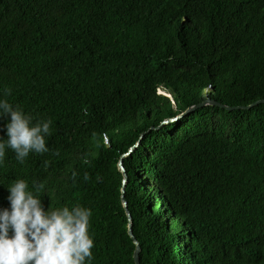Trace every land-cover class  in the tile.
<instances>
[{
	"label": "trees",
	"instance_id": "obj_1",
	"mask_svg": "<svg viewBox=\"0 0 264 264\" xmlns=\"http://www.w3.org/2000/svg\"><path fill=\"white\" fill-rule=\"evenodd\" d=\"M5 87L52 125L6 151L0 207L43 182L45 208H91L92 264H134L124 188L140 264H264V104L160 125L264 99V0H0Z\"/></svg>",
	"mask_w": 264,
	"mask_h": 264
},
{
	"label": "clouds",
	"instance_id": "obj_2",
	"mask_svg": "<svg viewBox=\"0 0 264 264\" xmlns=\"http://www.w3.org/2000/svg\"><path fill=\"white\" fill-rule=\"evenodd\" d=\"M10 95L7 87L0 92V118H7L5 135L0 136V166L7 150L21 165L30 153L49 151L46 137L51 135L52 120H34L9 103L5 97ZM75 176L73 171L71 178ZM6 189L8 206L0 207V264H92L91 208L80 204L45 208L43 182L33 181L30 189L27 180L17 179Z\"/></svg>",
	"mask_w": 264,
	"mask_h": 264
},
{
	"label": "water",
	"instance_id": "obj_3",
	"mask_svg": "<svg viewBox=\"0 0 264 264\" xmlns=\"http://www.w3.org/2000/svg\"><path fill=\"white\" fill-rule=\"evenodd\" d=\"M258 104H264V99H261V100H257L255 102H253L252 104L250 105H247V106H237V107H229V106H226V105H223V104H220L214 100H209V99H205L203 102L201 103H198L196 105H193V106H190L188 107L184 112H182L181 114L173 117V118H169V119H165L164 121L161 122L160 125H164V124H168L170 122H174L178 119H180L182 116L198 109V108H201L202 106H205V105H215V106H218L220 108H223L227 111H234V110H241V109H249L253 106H256ZM138 144V143H137ZM136 146V145H135ZM134 146V147H135ZM132 149L129 150L128 153L131 152ZM127 153V154H128ZM126 155V154H125ZM123 155L121 157V159L125 156ZM118 166V170L122 173V176H123V179H122V186L124 187V185L126 184V180H127V176H126V173H125V170L122 166V163H121V160L118 162L117 164ZM124 188L121 189V203H122V206H123V209H124V212H125V215H126V218H127V233H128V236L130 237V239L132 240L135 248H134V251H133V262L134 264H140V261H139V252H140V246L138 244V242L136 241V239L134 238L133 234H132V224H131V215H130V212L128 211L127 209V205H126V202L123 198V193H124Z\"/></svg>",
	"mask_w": 264,
	"mask_h": 264
},
{
	"label": "rangeland",
	"instance_id": "obj_4",
	"mask_svg": "<svg viewBox=\"0 0 264 264\" xmlns=\"http://www.w3.org/2000/svg\"><path fill=\"white\" fill-rule=\"evenodd\" d=\"M159 94H163L164 95V93L161 91V90H158L157 91ZM171 103V105L173 106V102H170Z\"/></svg>",
	"mask_w": 264,
	"mask_h": 264
}]
</instances>
